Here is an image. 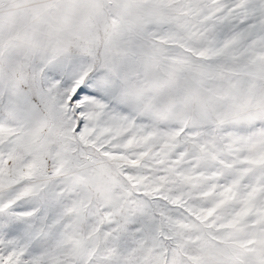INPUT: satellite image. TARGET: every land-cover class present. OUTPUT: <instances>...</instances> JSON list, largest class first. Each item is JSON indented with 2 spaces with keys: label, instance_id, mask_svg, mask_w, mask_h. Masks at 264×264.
Segmentation results:
<instances>
[{
  "label": "snow or ice",
  "instance_id": "1",
  "mask_svg": "<svg viewBox=\"0 0 264 264\" xmlns=\"http://www.w3.org/2000/svg\"><path fill=\"white\" fill-rule=\"evenodd\" d=\"M0 264H264V0H0Z\"/></svg>",
  "mask_w": 264,
  "mask_h": 264
}]
</instances>
